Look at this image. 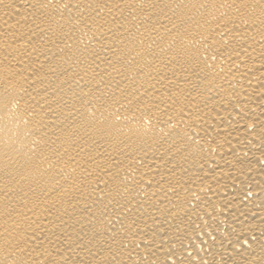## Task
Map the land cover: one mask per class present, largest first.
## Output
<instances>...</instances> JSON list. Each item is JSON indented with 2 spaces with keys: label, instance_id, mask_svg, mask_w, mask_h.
<instances>
[{
  "label": "bare ground",
  "instance_id": "6f19581e",
  "mask_svg": "<svg viewBox=\"0 0 264 264\" xmlns=\"http://www.w3.org/2000/svg\"><path fill=\"white\" fill-rule=\"evenodd\" d=\"M0 264H264V0H0Z\"/></svg>",
  "mask_w": 264,
  "mask_h": 264
}]
</instances>
